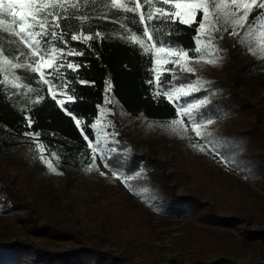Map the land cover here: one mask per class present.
Here are the masks:
<instances>
[{"label": "rangeland", "instance_id": "obj_1", "mask_svg": "<svg viewBox=\"0 0 264 264\" xmlns=\"http://www.w3.org/2000/svg\"><path fill=\"white\" fill-rule=\"evenodd\" d=\"M125 2L133 6L129 0ZM153 3L161 6L157 0ZM232 33L228 27L221 34L219 55L206 52V58L219 57L216 64L197 63L187 49L164 43L188 52L187 67L197 76L187 77L184 83L160 84L175 64L157 65L154 52L153 71L164 93L189 84L196 86L189 95L171 101L177 111L178 107L236 90L251 105L244 114L237 111L226 118L222 112L205 113L204 103L192 109L191 116L179 115L184 128L172 132L142 117L118 113L121 127L133 132L132 146L126 148H118L117 127L110 115H105L94 124V138L85 134L96 148L97 158L85 169L52 171L39 159L40 152L1 159L0 174L14 190L7 192L0 186V238L25 240L49 249L95 242L102 249L148 264H189L201 251L210 259L213 250L240 264L264 261V166L252 168L261 164L264 150L253 149L255 143L243 134L246 121L254 122L264 110V63L250 60L234 48ZM175 59L169 57L170 61ZM182 66L183 62L178 64L181 70ZM46 69L45 76L51 80ZM52 85L56 100L65 101L68 96L53 81ZM202 89L209 92L198 94ZM209 119L212 124L206 123ZM194 122L202 125L200 136ZM221 140L239 145L237 161L215 152L210 142ZM105 149L120 152L121 163L109 166L101 157ZM134 153L146 165L130 171L128 163ZM250 157L255 160L247 165ZM171 192L191 201L188 210L171 208L167 196ZM213 213L230 218L223 220L227 222L211 219ZM44 225H53L56 230L38 229Z\"/></svg>", "mask_w": 264, "mask_h": 264}, {"label": "trees", "instance_id": "obj_2", "mask_svg": "<svg viewBox=\"0 0 264 264\" xmlns=\"http://www.w3.org/2000/svg\"><path fill=\"white\" fill-rule=\"evenodd\" d=\"M73 2L78 3L80 7L76 9L69 7L67 13L63 14L65 18L61 19L58 30V34L63 33L62 40L44 37L42 46L44 48L55 46L63 50L64 55L58 54L56 61L57 64L63 63L64 66L60 68L63 75H53L51 69H46V71L56 88L67 96H73L72 101L68 99L64 101L65 107L82 123L77 126L72 117L59 107L57 100H53L51 93L47 91L48 86L40 80L39 74L23 68L15 69V75L20 77L17 82L26 87L14 89L10 85L0 84V160L22 152L38 154L40 152L37 148L38 141L45 146L43 155L49 159L56 170L85 169L97 161L95 153L89 147L88 139H85V134L94 138L93 125L105 115H110L117 127L118 148L132 146L133 143L131 138L133 132L121 127L123 124L119 121L118 113L142 117L167 130H169L168 124L171 120L180 119L176 106L164 96V92L159 90L158 83L160 82L163 86L168 82L184 83L187 77L194 78L197 75L193 72L182 71L178 68V64H175L172 65L174 71L171 68V71L156 83L153 71V52L146 53L140 44L128 40V36L135 33L145 45L152 44V41H148L141 34L143 25L139 23L138 12L125 13L122 10L111 9L110 0L69 1V3ZM140 3L147 17L149 5L145 3V0H140ZM169 7L170 5L166 8ZM85 15L89 17L87 21L79 19L80 16ZM249 19L252 25L257 24V20L253 19L252 15ZM200 21V14L191 25L182 24L178 20L172 23L146 19V23L150 26L149 30L153 32L154 42L175 44L187 49L193 53L192 59L197 56L195 53L197 47L201 48L204 56L211 50L214 55H219L220 45L222 47L221 34L226 28H232V25L221 19L217 24L219 31L212 32L211 44H208L209 37L199 33ZM125 26L130 31H126ZM236 31L239 34L235 35L234 48L245 52L250 60L264 63V54L259 50L261 38L258 29L249 26L248 31L240 28ZM79 33H83L81 39H70L71 35ZM96 33L100 35L96 36ZM89 35L93 39L85 40L84 37ZM198 36L205 41V44H197ZM0 46L5 48L10 58L15 57L21 63L29 62L30 52L18 40L3 34L2 30H0ZM69 50L82 52L83 55L67 56L66 53ZM211 58L214 57L206 59ZM68 63L78 64L79 67L68 68ZM3 79L4 73H0V80ZM9 79L11 80L12 77L9 76ZM81 80L88 81V83H81ZM109 81L112 85L111 91L107 88ZM61 84L66 87L60 88ZM29 88L34 91H29ZM207 90L209 89H202L198 94L205 95L209 92ZM238 94L235 90L228 94L213 96L203 106V111L215 114L222 112V116L226 118L234 116L237 111L243 113L251 105L250 103L247 105L249 101L242 99V95ZM38 97H43V99L35 103ZM29 117L33 120L31 127L27 125ZM243 128L246 138L255 143L253 149L264 150V110L259 112L254 122L246 121ZM28 132L39 133V137L30 138L25 135ZM216 143V141L210 142L215 152H222L228 160L231 158L236 160L240 152L239 145L237 147L224 140ZM51 153L56 155L52 156ZM101 157L109 166L116 167L121 163L122 154L115 150L105 149L101 151ZM130 158L128 170L144 168L146 165L136 153ZM253 160L255 159L250 157L245 163L252 165ZM259 160L261 164L252 166V168H263L264 158ZM0 186L7 192L14 190L10 181L1 174ZM167 196L173 210H188V204L191 201L183 199L175 192ZM209 216L211 219L221 218L222 222H227L223 220L230 218H223L215 213ZM47 226L49 225L39 226L38 229H42L43 232L56 230L53 225ZM64 235L70 236V233ZM79 242V245L67 249H49L38 248L32 242L25 240L10 241L0 238V264H148L144 260H135L123 253L102 249L95 242ZM210 252L212 255L210 259L205 256V252L201 251L189 264H240L221 251ZM249 264H264V261Z\"/></svg>", "mask_w": 264, "mask_h": 264}, {"label": "snow or ice", "instance_id": "obj_3", "mask_svg": "<svg viewBox=\"0 0 264 264\" xmlns=\"http://www.w3.org/2000/svg\"><path fill=\"white\" fill-rule=\"evenodd\" d=\"M133 4L132 7L128 6L125 0H110V8L116 10H122L125 13H139V23L143 25L141 34L146 37L148 41H153V32L149 30L150 26L146 23L151 20H162L170 21L175 23L177 20L182 24L191 25L195 22L198 14L201 15V21L198 24V30L201 35H207L209 37L208 44H211L212 32L219 31L217 24L221 19L225 23H230L233 28V35H237L236 29L240 28L245 31L249 30V26L256 27L260 36L259 50L264 54V0H157L161 6L157 7L153 0H145V3L149 5L147 9V17L145 12L142 10V4L140 0H129ZM170 5L169 8L166 6ZM76 9L80 7L78 3H69V0H0V30L3 34L13 39L18 40L20 44L30 52L29 62L21 63L15 57L10 58L6 54L5 48L0 46V73H4V79L0 80V84L10 85L12 88L17 89L26 87L21 85L17 81L20 77L15 75V69H27L33 73L39 74L40 80L48 86L47 91L51 93L53 100L57 99V92L54 90L52 81L47 79L45 76V69H51V74L60 75V68L63 67V63L57 64V57L64 55L63 50L56 48L55 46L44 48L42 46V40L44 37H51L53 40H62L63 33L59 32L60 21L65 18L64 13H67L68 8ZM255 12V15L253 13ZM250 15L252 18L257 20L256 25L251 24L249 19ZM80 20L87 21L89 17L80 16ZM126 28V26H125ZM126 31H130L126 28ZM155 31V28H153ZM100 33H96L99 36ZM83 36V33L71 35V40H79ZM85 40L93 39L92 36L84 37ZM130 42L138 43L144 48L145 52H154L157 65L163 63H174L180 64L183 62L182 70L187 72H193L194 69L187 67L189 61L188 52L173 47L171 45H165L163 42L156 41L150 45H145L143 40L140 39L135 33H131L128 36ZM159 44V46H157ZM197 44H205L199 36L197 38ZM197 56L195 57L196 62L205 61L206 63L216 64L219 57L212 59H206L202 54L200 47L195 49ZM24 55V53H21ZM67 56L72 55H83L82 52H73L69 50L66 53ZM169 57H176L177 59L170 61ZM68 68H78V64L68 63ZM9 76L12 79H9ZM81 83H88V81L81 80ZM60 88L66 87V85H59ZM108 91H111V82L107 85ZM196 86L189 84L186 86L178 87L174 90L166 91L164 96L169 101L178 99L181 95H189L191 91H195ZM29 91L34 89L29 88ZM158 94V93H157ZM43 97H38L35 103H39ZM69 101L73 100V96L67 97ZM59 107L63 109L67 115L72 117L76 125L79 126L82 121L77 119L71 111L65 107L64 100L57 101ZM206 101H200L199 104H191L186 107H178V114L181 116H191V110L199 108L201 104ZM99 123V121H97ZM207 124H212L213 120L209 119ZM33 120L27 118V125L31 127ZM96 127V125H93ZM201 124H193V128L197 136L201 135ZM168 128L172 132H179L184 128L182 119H173L169 122ZM30 138H38L39 133L28 132L25 133ZM210 135V133H209ZM85 139H88L85 136ZM196 147V145H193ZM89 147L92 148L95 153L96 148L92 146L89 141ZM37 148L40 150L41 155L39 159L43 160L49 167L50 170L55 171L52 163L43 155L45 146L38 143ZM203 151V148H201ZM55 156V153H51Z\"/></svg>", "mask_w": 264, "mask_h": 264}]
</instances>
